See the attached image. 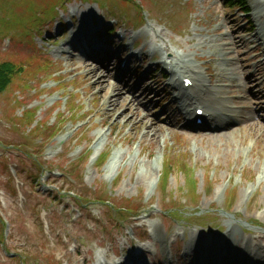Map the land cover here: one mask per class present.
Segmentation results:
<instances>
[{
	"label": "rangeland",
	"instance_id": "rangeland-1",
	"mask_svg": "<svg viewBox=\"0 0 264 264\" xmlns=\"http://www.w3.org/2000/svg\"><path fill=\"white\" fill-rule=\"evenodd\" d=\"M68 1L71 0H3V2L0 0V63L15 60L18 70L27 72L15 79L11 88L12 94L0 102V141L8 146L6 149L0 147V227L3 222L8 226L6 240H0V264H20L21 261L23 264H81L80 259L75 258L72 252H67L66 246L64 247L60 243V239H64L65 235L67 236V247H70V250L79 249L76 253L86 262L82 264H95L98 256L109 264H120L126 260L130 264H134V262L135 264H165L168 260L162 258V251L170 245H174L173 256H170L172 264H195L199 254L205 250V245L211 242L217 244L220 241L217 242L215 237L229 231L228 220L232 223L237 222L240 232L243 231V236L248 235L249 239L262 235V231L253 227L260 229L264 227V177L259 183L260 186L257 185V179L264 169V142L261 141L262 138L257 141L254 150L250 148L251 144L249 143L254 138L239 125L219 138H211L204 133L196 136V132L189 133L177 128V133H172L169 137L166 119L162 117L163 121H160L163 125L160 126L162 131L157 137L160 135L158 138L166 140V144H164V141L160 139L164 150H166V157L174 155L181 158L185 155L184 162H187L188 166L189 163L194 164L195 168V172L190 173L187 179L175 172L169 180L165 195L160 194L161 186L157 185L162 168V150L158 146V138L155 142H149L152 140H148V137L141 140L143 126L134 132L130 124L123 128L124 121L121 119L112 129L115 133L112 132L107 142L106 148L109 151L113 149L111 153L113 157L116 151L132 155V150L136 148L132 144L140 140L142 144L138 151L139 155L133 159L132 163L125 164L127 157L123 166L116 167L112 171L108 165L110 158L104 168H95L91 163L85 164V161H82L87 156L88 147L96 135L95 131H99L104 125L112 127L120 112L127 113V117L130 95L117 96L118 99L122 98L124 101L119 106L115 105L118 108L114 112H107L109 110L104 101L112 94V86L117 85L118 88L123 89L124 83L120 85L121 78L117 79L116 77L117 74H120V63L112 64V73L104 75L103 70L99 71L93 65L90 69H84L80 67V63L75 62L73 57L67 56L66 60H61L51 53L58 48L67 47V42L72 38L71 34L76 36L78 26L83 30L91 31L92 28L98 29L101 25L108 27L111 23L116 24L115 22H120L124 16L126 25L130 24L133 29H138L135 26L139 16L131 7L134 6V0L131 2V6L125 10V14L120 11V6L124 3L123 0L119 3H116L115 0H96L98 6L93 3L84 4L80 2L82 0H74L67 4ZM224 1L146 0L145 6L149 12H146L147 10L144 12L145 24L139 31L142 32V35L149 36L148 27L152 26L153 29L162 31L165 28L164 35L166 37L164 40L166 39L168 42L167 38H169L173 43H178V47L187 55L194 53V46L199 43L200 37L196 35L199 31L202 34L209 31L216 33L215 29L220 24L219 34H221L215 37L220 38L219 43L223 41L221 36L226 34H232V37L239 41L242 34H245L243 39H252L256 30L251 34L240 32L247 22L254 21L252 13L247 21L237 20V11H230V14L224 12L222 7ZM153 3L156 5L160 3L163 5V9L166 7L164 13L162 10L153 9ZM65 4L67 5L63 11L60 8ZM169 4L173 9H179L182 16L174 19ZM252 4V0H249L248 5L253 12ZM125 6L127 7L128 4ZM54 8L59 9L57 10L58 16L53 21ZM71 20L74 27L71 26ZM156 22L160 23L162 27H159ZM48 24L51 26L48 27ZM111 27L113 26L111 25ZM123 27L127 30L130 29L127 26ZM42 28L43 41H47L45 44L41 41L40 30ZM175 32H178L181 37L174 36ZM129 34L132 33L129 32ZM144 36L140 35L135 40L136 45L133 51V45L125 40L123 46L124 49H128L127 53L132 54L141 50ZM189 40L191 43H188ZM169 45L170 48H173L171 44ZM107 48L112 49L110 46ZM234 49L233 56L235 58H244L246 62L252 58L250 53H247L251 50L249 46L238 44ZM145 50L146 48H144L143 54L148 53ZM203 54V52L198 53V55ZM157 56L144 55V71L154 70L150 66L157 63ZM140 61V59L137 61L139 67L141 66ZM50 62L53 65L52 70H49ZM204 64L209 65V73L215 76L216 63L206 56ZM108 66L109 64L104 65V67ZM251 66L252 64L247 63L248 70L245 71L247 74L250 72ZM95 69L98 71L97 74L103 77L100 87H92L96 78L86 77L87 70ZM130 69L125 83L135 75V67ZM38 70L40 71L37 72ZM197 73L208 79V76H205L201 70ZM139 79L135 77L131 84ZM163 84L157 82L160 90ZM258 84L261 85V83ZM21 86H27V88L17 89ZM73 87L76 92H73ZM100 89H102L101 92ZM116 91L113 88V92ZM259 106L264 110V105L259 104ZM71 107L73 109H70ZM154 107L155 104L152 108ZM23 108L32 111L33 122L30 125H24L17 120L23 116L22 113L25 111ZM106 112L111 113V119ZM165 112L172 113V110L168 109ZM92 113H97V118L92 121V128L82 130L76 136L73 133L74 128ZM154 115L155 113L151 117L153 121L157 119V116ZM55 117L57 119L54 123ZM261 125L263 124L261 123ZM52 126L54 127L51 128ZM50 128L55 132L53 141L47 135ZM231 133L232 136H228ZM68 134H71L69 137L71 139L68 140V138L62 142L61 140ZM176 137L181 138L180 145L176 143ZM193 143L199 147L194 151L190 147ZM63 145L65 148L59 154L58 151ZM17 146L20 148V152ZM247 148L250 151H247ZM80 149L79 154L78 150ZM24 153H29L31 158H25ZM147 159H151L157 168L151 174L152 176L144 177L140 173ZM4 160H7V167L3 166ZM32 160H36L43 168V172L38 178L39 181L33 186L29 179L38 176L39 173L33 167ZM251 160L252 164H249ZM67 163L77 165V172L84 179L81 188L88 190L87 197L91 199V202H95L98 196L103 202L108 200L115 209L123 206L129 207L128 213L138 214L141 219L138 223L144 227V230H140L139 225L135 226V229L142 234L138 240L141 241L140 243L128 244L124 225H129L127 230H130L133 219H121L120 215H116L115 219L112 216L109 217L108 214L113 207L108 206V209L101 203L88 206V209L95 214L104 211L107 225L103 220L101 225L93 226L89 220L90 225L87 228L84 220L75 222V224L70 222L72 210L69 214L65 212L61 215L59 203L52 202L51 204L46 199V196H51L56 187L62 186V181L68 185H66L67 187L73 184L69 181L67 173H65L67 177L63 176L61 183H56L53 177L54 171L58 168L63 171V166ZM9 169L12 172L18 170L23 176L13 180ZM48 170H50V177H48V172L43 174ZM242 172L243 179L238 183V177ZM55 175L58 177L57 174ZM211 175L212 179H210ZM47 178L55 181H51L49 184ZM12 180L17 186L16 195L10 192ZM187 182L197 183V191L194 196L189 193L190 185ZM98 187L101 188L100 192L97 190ZM105 188L109 190V195H102L101 191H104ZM4 189H7V192H4ZM230 195L234 198L232 206L228 204ZM194 198L197 200L193 202ZM58 201L61 202L62 207L65 205L68 209L75 206L72 200L67 197ZM38 214H40V218ZM200 215L206 217L201 219ZM74 216L77 214L74 213ZM127 216L128 214L124 215V217ZM250 219L257 221L259 225L249 224V228L246 224ZM151 222L156 224L160 234L164 235L163 240L167 241L165 243H169V245H163L164 242L161 243L154 234L149 239L146 232H152L149 226ZM178 226L184 228V234L176 237L174 232ZM245 227L250 232H246ZM54 230L63 232L60 239H56V235L52 234ZM239 235V232L231 235L230 247H233L232 249H237L234 245L242 239V236ZM79 237H84L87 240V249L80 248L83 241H80L82 244L76 242L80 239ZM174 237L177 241L171 244ZM156 241H158L157 244H155ZM258 242L261 243L260 240ZM1 246L7 248L6 252L10 255H6ZM181 246L185 251L180 250ZM99 247H102L103 252L99 253ZM143 248H147L150 252L142 253ZM183 252L186 256L183 255ZM136 253L138 256L135 255ZM13 254L17 255V260L10 259ZM199 258H208V256L202 255ZM261 263L262 261L259 264Z\"/></svg>",
	"mask_w": 264,
	"mask_h": 264
},
{
	"label": "bare ground",
	"instance_id": "bare-ground-1",
	"mask_svg": "<svg viewBox=\"0 0 264 264\" xmlns=\"http://www.w3.org/2000/svg\"><path fill=\"white\" fill-rule=\"evenodd\" d=\"M261 5L263 7L264 3ZM260 8L261 7H259V8L257 7L258 10ZM262 12H264V8H263V10H261V13ZM261 13L257 12V11L254 13L256 20L257 21L260 20L262 23V26H261V24H260V26L258 24L259 29L257 30L255 36L253 37V41L256 44H258V46L261 49H263V53H264V25H263L264 16H262ZM150 30L152 31L151 27H150ZM151 31H149V32H151ZM76 35L81 37V36H88V35H92V34H91V31L83 30L82 28H80V26H78ZM163 38H164V35L161 32H157V31L153 32L152 39L154 42L162 41ZM202 43H204L205 45L199 47L200 49H205L206 46L210 45V42L209 43L202 42ZM232 44H234L233 39H229V41H227L225 44H221V46L215 44V46H213V49H211V50H210V48H211V46H210L209 51L217 52L215 49V47L217 46L219 53L221 55H223V61L221 64H219V66H221V65H230L231 66L230 69L229 68L218 69L220 71L217 72L216 81L227 82L228 83L227 85L229 86L230 91L232 90V88L234 86L237 87V89L235 90V94H237V96H235L234 102L236 103V105H238L239 109L238 110H236L235 108L233 109L232 106L227 104V103L220 105L221 107H216L214 105H212V106L208 105L206 103V101H204V100L197 101V100L188 98L187 100H184L182 102L181 107H183V108H180V110L182 112H184L185 115H188V111L192 105H197V107L198 106H204L206 108L207 112L210 113L211 118L202 127L208 128L212 132L213 131L217 132V131L223 130L225 126L230 125L231 123H233L235 121H240V122L242 121L243 124H245L244 125L245 130L247 129L251 135H255L257 132H260L261 133L260 137H262L264 140V128L258 123V121H256L254 119L251 99L249 98L248 91H247L249 88L247 80L241 79L239 77V75L242 74V72L237 71L238 69L241 68V66L237 65L238 62L234 58H232V60L234 61L232 63H231V61H232L231 59L225 58V56L228 57V49H231V48H226L224 45L232 46ZM145 45H147V43ZM155 51L162 53V56L166 55L167 53H169V54L171 53L173 58H171V59L167 58L166 59V63H164L165 67L167 68L169 65H172L173 70L177 71V74L181 73L180 71H178V67H177V65L179 63L183 62V57L180 53H175L173 50L169 49L167 47V44H165L164 46L163 45L158 46V48H156L152 53H154ZM59 52H67V50L66 49L57 50L56 54H59ZM97 73H98L97 70H91L90 72L87 73V77L90 78V76H91V77L96 78V82H94V84L101 86L99 83H100L102 78L100 76H98ZM176 76L175 75L172 76V78L170 80V85H173L172 80ZM250 78L255 79L257 77H256V75L255 76L251 75ZM196 85L197 86H196V89L194 90V92L196 91V93H198V94L206 93V94L214 95L215 96V102L222 101L223 99H225L223 94L226 93V89H224L223 85L222 86L216 85L213 88H211V90H210L206 84V81L201 79V78L197 79ZM175 89L177 90L178 88L175 87ZM145 94L146 93H143L142 96H145ZM117 102H119V99H117V97L115 95H113L112 97H109L107 99L108 106L111 107L109 110H111V111L113 110V112H114L115 111L114 106ZM175 102H177V100H175ZM130 105H133V102H131ZM139 112L140 111L138 109L134 110L133 113L131 114V116L125 120L126 121L125 123L132 124L137 119L139 121V123H141L142 125H145V123H147V121H148L147 115H145L144 117L143 116L139 117L138 116ZM124 115L125 114L123 112L122 114H120L118 116V119H122L124 117ZM191 117H192V115H191ZM191 117H189V120H191ZM136 129H138V128L135 127V130ZM160 129H161V127L159 125H154L151 123L147 127V129L145 130L146 133L144 134V137L145 138L148 137V140H152L149 142H155L159 131H161ZM106 136H104V137H106ZM100 138H101V136H100ZM249 164H252V160L249 162ZM156 168H157V166L153 163V161L151 159H147V161L145 162V165L142 167V172L140 173V175L147 177V175H151ZM260 175L262 177H264V169ZM259 178H260V176H259ZM227 225L229 226V229H232L231 235L237 234V232L240 233V227L235 225L231 221L228 220ZM151 227H153L155 229V232L158 233L159 237L163 240L164 235L162 236L160 234V230L155 228L156 224L155 223L152 224ZM218 237H217L216 241L219 239ZM221 239L223 240L224 238L221 237ZM217 245L218 246L214 249H218V248L221 249L219 242L217 243ZM247 251L249 252V254H252V252H250L249 250H247ZM261 254L262 253L260 251H257L256 255H254V260L252 262H254L256 260H262V258L260 257ZM201 261H202V264H208V262L204 259H201Z\"/></svg>",
	"mask_w": 264,
	"mask_h": 264
},
{
	"label": "trees",
	"instance_id": "trees-1",
	"mask_svg": "<svg viewBox=\"0 0 264 264\" xmlns=\"http://www.w3.org/2000/svg\"><path fill=\"white\" fill-rule=\"evenodd\" d=\"M11 71L8 66H2L0 68V91L3 90L8 84H10Z\"/></svg>",
	"mask_w": 264,
	"mask_h": 264
}]
</instances>
